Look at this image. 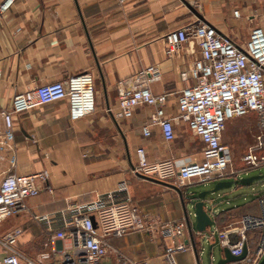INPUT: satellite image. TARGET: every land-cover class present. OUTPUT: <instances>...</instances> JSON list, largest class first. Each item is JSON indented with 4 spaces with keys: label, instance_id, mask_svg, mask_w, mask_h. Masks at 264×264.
Listing matches in <instances>:
<instances>
[{
    "label": "crops",
    "instance_id": "obj_1",
    "mask_svg": "<svg viewBox=\"0 0 264 264\" xmlns=\"http://www.w3.org/2000/svg\"><path fill=\"white\" fill-rule=\"evenodd\" d=\"M197 1L196 8L190 0H16L0 17V110L9 107L18 92L85 72L91 74L93 86L91 112L72 118L67 99L24 111L14 115L12 140L0 145V178L8 170L17 174L49 172L51 191L42 190L30 197L25 210L0 223V236L11 229L22 230L15 244L22 254L34 255L47 239L33 215L55 212L71 203L92 202L109 192H116L118 199L130 197L141 212L162 221L185 217L182 198L170 186L173 184L133 175L130 169L136 163L135 149L139 146L145 149L149 161L171 157L177 166L200 161L199 138L181 120L175 121L172 141L163 139L156 124H149L150 135L144 136L142 127L148 124L152 109L146 105L137 106L131 117L118 120L106 109L117 106L118 80L158 65L161 75L151 81V90L154 94L170 93L166 111L169 116H177V95L193 81L190 77L183 79L181 74L189 76L199 52L196 42L190 41L175 54L167 55L164 36L169 30L200 20L239 46L245 45L255 27L264 31L261 10L252 5L253 0ZM233 8L239 10L238 17L233 15ZM250 114L256 120L255 114ZM236 118L226 122L221 141L234 154H242L254 138V128L248 125L246 129ZM242 129L246 130L245 138L237 142L233 136ZM4 132L0 116V138ZM260 166L264 163L251 168ZM234 169L238 174L226 178L234 181L232 187L206 197L213 224L203 233L194 228L192 204L198 192L211 189L216 181L179 187L184 202L190 200L186 212L192 233L187 225L181 239L191 248L176 254L177 264H216L222 257V246L210 236H216L222 226L243 214L260 213L264 174H257L263 175L260 180L242 184L239 179L248 168L241 164ZM122 185L125 191H119ZM257 241V235L247 233L250 251ZM110 242L134 260L166 264L163 251L168 240L162 237L130 232L112 237ZM216 247L221 250L219 257L214 255ZM2 255L0 249V259Z\"/></svg>",
    "mask_w": 264,
    "mask_h": 264
},
{
    "label": "built area",
    "instance_id": "obj_2",
    "mask_svg": "<svg viewBox=\"0 0 264 264\" xmlns=\"http://www.w3.org/2000/svg\"><path fill=\"white\" fill-rule=\"evenodd\" d=\"M16 0H0L2 17ZM235 17L239 10H233ZM264 20V11H263ZM166 54H175L183 45L195 41L198 56L193 61L189 76L192 83L183 88L176 99L177 116L166 111L170 93L154 94L150 83L161 75L158 65H149L129 77L116 82L117 106L106 112L114 119L129 118L139 105L151 107L148 124L142 127L144 136L150 135L149 124H156L165 141L176 136L175 121L185 122L202 143V159L177 166L171 157L149 161L146 151L135 149L136 163L130 172L183 187L193 182L226 180L238 174L234 169L232 152L221 141L226 122L254 113L260 131L247 146L240 161L244 168L264 163V31L252 29L244 46L237 45L229 36L221 34L213 25L196 21L172 30L165 36ZM87 96H90L88 98ZM67 99L72 118L93 109L92 76L85 72L65 80H57L14 94L9 107L0 110L5 132L0 145L13 138L14 115L38 106ZM90 99V100H88ZM11 166H14L11 163ZM49 172L41 170L17 174L10 170L0 178V223L26 209V200L42 190L51 191L47 181ZM125 191V185L119 188ZM116 192L99 195L88 203H71L55 212L33 215L47 234L42 249L34 255L22 254L15 247L22 230L11 229L0 236L3 255L1 264H149L147 259L134 260L114 247L110 238L130 232H145L151 237L168 240L163 251L166 264H177L176 254L190 250L181 238L187 222L162 221L143 213L130 197L116 198ZM258 215L243 214L222 226L210 238L233 255H239L247 243V233L257 230L256 247L247 248L243 264H258L264 254V198L259 199ZM237 241L230 244L229 235ZM247 245V244H246Z\"/></svg>",
    "mask_w": 264,
    "mask_h": 264
},
{
    "label": "water",
    "instance_id": "obj_3",
    "mask_svg": "<svg viewBox=\"0 0 264 264\" xmlns=\"http://www.w3.org/2000/svg\"><path fill=\"white\" fill-rule=\"evenodd\" d=\"M138 176H141V177L146 178V179L154 180V178H150V177H146V176H142V175H138ZM262 178H263V175H257L256 174V175H252V176L242 177L239 179V181L242 184H250L252 181L260 180ZM233 184H234V181L232 179L231 180H218L214 183V185L211 189L202 190V191L197 193V195H196L197 200L192 204L193 216H194V220H195L194 228L197 232L203 233L208 228H211L212 224H213V218H212L211 214L206 209V205H205V203L207 201L206 197L210 194H213V193L219 191V190L230 188V187H232ZM170 186L173 187L174 189H176L182 198V202H183L184 207H185L186 222H187V225H188L190 232L192 233L191 224H190V221L188 218V213L186 212V204H189L190 200L188 201V203H185L184 199H183V194H182L180 188L175 186V185H170ZM236 241H237V236L234 233H231L229 235L230 244H234ZM246 254H247V245L246 244L243 245L242 252L239 255H233L228 247H222V257L217 260L216 264H232V263L240 262L246 257ZM259 264H264V254H263V257L260 260Z\"/></svg>",
    "mask_w": 264,
    "mask_h": 264
},
{
    "label": "rangeland",
    "instance_id": "obj_4",
    "mask_svg": "<svg viewBox=\"0 0 264 264\" xmlns=\"http://www.w3.org/2000/svg\"><path fill=\"white\" fill-rule=\"evenodd\" d=\"M190 1H193L192 2L193 3L192 5L197 8V6L199 5L198 4V1H197V3L195 2V0H190ZM253 1L254 2L252 3V5L254 7H258L261 10V13L259 15V18L262 20L263 18H261V17H263L262 15H263V10H264V0H253ZM232 3H233L232 4V7H233L235 5L234 4V1ZM233 9H236V8H233ZM256 26H259V23L256 24ZM236 119L241 120L242 123L245 124L246 129H247V126L248 125H249V128H251V127L254 128V132H253V136L254 137H255L256 134H259L260 133V131H259L258 127H257V123H256V120H255L253 114H249V115H246V116H243V117H239V118H236ZM245 132H246V130H243L242 129V130L238 131V133L235 136H233V138H235V140L237 142L243 141V139L245 138ZM249 132H250V130H249ZM253 142H254V138H252L246 144L245 149L247 148V146H249ZM242 154H234V152H232V156H233L232 164H233V167H239L242 164L241 161H240V157H241ZM258 173L264 174V166H260L259 168H248L246 170V172H242V177H245V175L252 176V175H256ZM242 177H240V178H242ZM205 246H207V245H205ZM220 253H221V250L218 247H216L214 249V255H215V257H219ZM203 259L207 262V260H206V254H204Z\"/></svg>",
    "mask_w": 264,
    "mask_h": 264
},
{
    "label": "trees",
    "instance_id": "obj_5",
    "mask_svg": "<svg viewBox=\"0 0 264 264\" xmlns=\"http://www.w3.org/2000/svg\"><path fill=\"white\" fill-rule=\"evenodd\" d=\"M250 232H253V234H255V235H259V233H258V231L257 230H254V231H249L248 233H250Z\"/></svg>",
    "mask_w": 264,
    "mask_h": 264
},
{
    "label": "bare ground",
    "instance_id": "obj_6",
    "mask_svg": "<svg viewBox=\"0 0 264 264\" xmlns=\"http://www.w3.org/2000/svg\"><path fill=\"white\" fill-rule=\"evenodd\" d=\"M88 98H90V96H87ZM88 100H90V99H88Z\"/></svg>",
    "mask_w": 264,
    "mask_h": 264
}]
</instances>
